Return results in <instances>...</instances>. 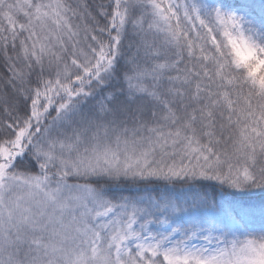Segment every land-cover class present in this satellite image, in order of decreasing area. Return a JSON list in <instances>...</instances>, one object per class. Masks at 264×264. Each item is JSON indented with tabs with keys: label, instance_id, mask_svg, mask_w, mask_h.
<instances>
[{
	"label": "snow or ice",
	"instance_id": "1",
	"mask_svg": "<svg viewBox=\"0 0 264 264\" xmlns=\"http://www.w3.org/2000/svg\"><path fill=\"white\" fill-rule=\"evenodd\" d=\"M0 264H264V0H0Z\"/></svg>",
	"mask_w": 264,
	"mask_h": 264
},
{
	"label": "trees",
	"instance_id": "2",
	"mask_svg": "<svg viewBox=\"0 0 264 264\" xmlns=\"http://www.w3.org/2000/svg\"><path fill=\"white\" fill-rule=\"evenodd\" d=\"M227 2L228 3H230V4H234V5H236V4H239V3H241L242 2V0H227ZM150 191H152V189H150ZM155 191H159V188L158 187H156L155 188Z\"/></svg>",
	"mask_w": 264,
	"mask_h": 264
}]
</instances>
